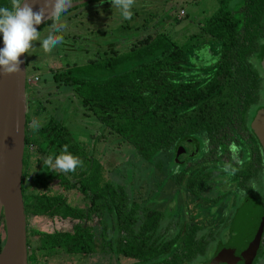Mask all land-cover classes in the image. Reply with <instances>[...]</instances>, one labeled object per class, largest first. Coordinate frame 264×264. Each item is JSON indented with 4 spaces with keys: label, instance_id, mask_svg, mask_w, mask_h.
Listing matches in <instances>:
<instances>
[{
    "label": "trees",
    "instance_id": "trees-1",
    "mask_svg": "<svg viewBox=\"0 0 264 264\" xmlns=\"http://www.w3.org/2000/svg\"><path fill=\"white\" fill-rule=\"evenodd\" d=\"M10 3L11 0H0V7H10ZM244 5L241 18L220 4L215 13L205 19L201 29L216 48L210 50L214 63L205 68H196L186 50L159 32L129 45L124 52H114L103 61H91L65 72L56 71L52 79L58 88L73 91L105 130L132 146L137 156L146 162L170 152L175 143L176 147L187 142L198 147L197 133L211 145L222 139L237 143L247 138L248 133L256 142L250 124L257 111L264 108V104H258L263 73L251 60L256 54L254 59L262 62L264 0H245ZM2 40L0 35V42ZM206 46L209 47V43L202 47ZM195 51L200 53L197 47L192 52ZM127 64L133 66L121 72V67ZM186 75L187 80L183 79ZM31 87L28 84L25 87L21 191L26 216L27 261L41 264L93 252L94 246L86 230H82L81 235L75 232L49 234L35 228L31 222L45 218L57 221L83 218V211L67 205L63 192L79 189L84 194H96L98 165L64 124L65 109L62 114L46 118L37 131L32 130V121H38L45 109L39 99L29 98ZM33 93L31 97L36 95ZM29 107L32 110L37 107L38 112L29 116ZM65 145L68 152L84 162L83 167H77L74 172L53 170L44 164L49 155H60ZM53 184L60 192L53 189ZM122 188L114 185L113 190L112 254L117 262L126 258L137 264H182L199 251L200 246L186 244L188 236L181 228L170 235L173 236L171 241L163 242L169 230L160 225L161 215L134 202L129 204ZM0 227L4 233L3 219ZM4 241L5 234L3 238L0 236V251Z\"/></svg>",
    "mask_w": 264,
    "mask_h": 264
},
{
    "label": "rangeland",
    "instance_id": "rangeland-1",
    "mask_svg": "<svg viewBox=\"0 0 264 264\" xmlns=\"http://www.w3.org/2000/svg\"><path fill=\"white\" fill-rule=\"evenodd\" d=\"M80 1V0H77ZM245 0H135L131 11L133 13L131 19H123L119 9L112 7L110 0H92L86 2L76 8L71 7L62 15L61 23L66 22V27L62 31L55 33L62 36L63 33L73 35L74 33L81 35L82 53L74 51L78 44L73 41V38L63 40L64 42L53 48L50 53H46L40 47V41H33V46L26 52V76L28 78L37 76L39 82L30 89L29 98H37L41 101L42 107L45 109L40 116L38 122L46 120L50 115L62 114L65 109L66 116H63L64 124L72 131L79 141L87 150V153L92 158L100 159L102 165L112 170L114 185L123 187L132 194L137 202L143 203L144 200L151 197H161L162 199L169 198L172 191L170 181H166V174H171L169 170V154L157 155L151 161H143L137 156L132 146L124 142L114 133L105 130L100 123L92 115V112L87 109L77 95L73 91L58 88L52 79L53 72L62 71L66 67L85 66L91 61H96L98 53H94L99 49L100 43L108 40L116 49L121 46V39L124 37L128 40V45L136 44L155 33L162 32L172 42L179 46L182 50H186L188 59L194 58L196 68H205L214 63V57H204V62L198 59L196 62L195 47L209 43L211 51H214L215 43L208 42L201 27L205 19L211 17L219 8L220 4H224L227 10L234 16L242 17L245 12ZM77 3V2H74ZM76 7V6H75ZM73 8V9H72ZM183 11V12H182ZM178 22L175 23L174 21ZM52 24V21H51ZM38 31H41L42 40L50 31L51 27L43 26ZM121 48V47H119ZM122 51L121 49L117 50ZM126 51V50H124ZM191 62L188 65L191 67ZM259 72L264 74V66L259 63ZM133 65L127 64L121 67V72L128 71ZM192 68V67H191ZM183 79H189L186 75ZM36 95L30 96L32 93ZM33 93V94H34ZM264 104V97L258 100V104ZM33 108V107H32ZM35 107L33 110L28 108L29 116L37 113ZM57 110V112H55ZM226 143L230 141H225ZM224 156L225 162H241V151L234 158L229 151ZM189 147V148H188ZM190 151V144L183 143L182 147H176V151L181 150L184 155ZM241 150H245L242 145ZM244 153V152H243ZM177 160V159H176ZM160 161L162 163H160ZM176 163V162H175ZM105 167V168H106ZM231 170V169H229ZM231 172V171H230ZM228 182H225V185ZM258 191H264V171H260L257 179ZM122 188V189H123ZM228 188V187H226ZM53 189L59 191L56 184H53ZM158 190L160 196H155L154 193ZM228 194V193H227ZM70 204L82 205L83 197L76 191L65 193ZM184 196V195H183ZM152 199V198H151ZM190 209L193 211L192 198L185 195ZM159 200V199H158ZM168 201V200H167ZM149 202V201H148ZM154 202V201H152ZM150 203L151 207L157 208L160 211H166L167 207L173 208L174 203L169 199L167 204L155 201L156 204ZM197 204H194L196 206ZM203 205V204H202ZM206 204L203 206L205 207ZM207 207V206H206ZM186 220H190V214L185 216ZM46 223L45 219H36L31 224L41 231H50V227H62L61 224ZM49 228V229H48ZM0 236L3 238L4 233L0 227ZM100 261V262H99ZM106 264L99 257L90 259L77 258L74 256L66 257L65 259L52 260L51 262H41V264ZM120 264H129V262L119 261Z\"/></svg>",
    "mask_w": 264,
    "mask_h": 264
},
{
    "label": "flooded vegetation",
    "instance_id": "flooded-vegetation-1",
    "mask_svg": "<svg viewBox=\"0 0 264 264\" xmlns=\"http://www.w3.org/2000/svg\"><path fill=\"white\" fill-rule=\"evenodd\" d=\"M82 1L84 0H76L75 2L81 3ZM82 4L85 3L76 5V7L73 8L77 10ZM174 22L177 23L178 21L175 20ZM262 23L264 27V13L262 15ZM63 25L66 27V22H64ZM50 26L51 23L48 24V27ZM62 37L63 40L73 38V41L78 44V47L74 51L78 53L83 52V42L80 34L74 33L71 36L68 35V33H63ZM120 42L121 46L119 47L121 48L118 47V49H116L113 44L109 43L108 40L100 43L98 46L100 50L94 52L95 54L98 53L96 61H103L106 57L112 56L114 52H118L117 50L119 49L122 50L120 52H124V50L128 49L129 42L127 38L125 39L122 37ZM202 46H204V44L197 46V48L200 49V53L197 52L198 54L195 55L196 61L201 59V61L204 62L205 56L212 57L209 47L206 46L203 48ZM256 56V54L253 55L251 64L255 68H259L260 64L254 59ZM72 67H66L62 71L65 72ZM99 74L103 76L102 72H99ZM37 82H39V78ZM36 83L31 84V86L33 87ZM259 90V96H261L260 99H262L264 97V74H262L261 87ZM196 135L198 137L199 146L194 148L193 144H191L190 151H187L184 157H177V143L173 145L170 152L164 153V155L169 154L171 156L169 157V170L171 174H166L167 178H165V180L170 181L172 185L169 198L162 199L161 197H151L152 199L148 198L144 200L143 203H140L124 188L127 202L129 204L134 202L144 209H150V211L155 210L161 215L160 225L167 228L166 230H169L168 236L162 239L163 242L171 241L173 236L170 237V235H174L175 230L181 228L188 236L185 238L186 244L200 246L199 251L188 258L189 260L186 263L182 264H215L212 261L217 251L228 245L232 240L231 227L234 220L241 218L245 209H247V207L244 208L245 205H256L261 211L257 213L253 210L256 214V221H259L261 217L263 218V231L256 253L253 255L252 259L243 253H239L235 256L231 255L232 258L230 255H227L222 258L223 260L220 263L226 261L228 264H264V191L259 192L257 184L259 172L261 171L263 173L264 171V155L257 140L254 142L248 133L247 138L237 143L233 141L226 143L222 139L218 144L211 145L209 140H204L202 134L197 133ZM230 143H235L240 147L242 145L246 148L245 150H241L242 159L240 164H237V162L229 163L224 161V156L228 153L227 145ZM160 155H163V153ZM89 156L92 157L91 155ZM93 159L98 165V190L96 194H91L90 192L84 194L79 189L63 192L67 205L83 211V218H67L60 219L59 221L45 218L46 223L50 225V222L55 225H62V227L53 225L50 227L49 232H45L49 234L55 232H75L81 235V231L86 230L89 235L88 239L91 240L94 246L93 252L89 254H76L74 257H84L88 261L99 257L100 260L106 264H120L112 254L114 242L113 173L112 170L107 169L108 167L102 165L100 159ZM160 163L162 162L160 161ZM226 164L231 165L230 169H235L234 174H230L231 170L228 172L223 171ZM225 182H228V184L225 185ZM70 191H76L80 194L84 199V203L82 205L70 204L65 196V193ZM154 193L156 194L155 196H160L157 189ZM183 195L192 198L193 211H188L190 206ZM169 199H172L174 205L172 209L167 207L166 211H160L149 205L152 201H154L152 202L153 204H156L155 201L167 204ZM194 204L197 205L194 206ZM202 204H206L205 207ZM188 213L190 214V220H186L185 218V216H188ZM181 257L185 258L186 256L182 255ZM120 260L124 262L127 261L129 264H137V261L132 259L120 258Z\"/></svg>",
    "mask_w": 264,
    "mask_h": 264
},
{
    "label": "water",
    "instance_id": "water-1",
    "mask_svg": "<svg viewBox=\"0 0 264 264\" xmlns=\"http://www.w3.org/2000/svg\"><path fill=\"white\" fill-rule=\"evenodd\" d=\"M88 1L91 0L81 3ZM81 3H74L72 7ZM39 6L36 4L33 10H38ZM47 22H42L37 30ZM3 46L2 40L0 48ZM25 54L20 57L22 63L18 75L5 76L0 70V222L3 219L5 234L0 251V264H28L26 216L21 191L26 120ZM262 62L264 66V51ZM250 129L264 155V108L257 111ZM180 151L177 152V157L182 154ZM245 207L246 213L240 219L234 220L231 227L232 240L217 251L213 263L228 264L226 261L220 263L222 258L239 253L252 259L256 253L263 231V218L256 221L253 210L259 213L258 206L248 204Z\"/></svg>",
    "mask_w": 264,
    "mask_h": 264
},
{
    "label": "clouds",
    "instance_id": "clouds-1",
    "mask_svg": "<svg viewBox=\"0 0 264 264\" xmlns=\"http://www.w3.org/2000/svg\"><path fill=\"white\" fill-rule=\"evenodd\" d=\"M112 7L119 9L123 19H131V11L135 0H110ZM39 4L38 10H33ZM74 4V0H11L10 7H0V35L3 38V48H0V70L5 76L18 75L21 72L20 57L33 46V41H40V47L46 53L62 44L63 37L55 33L63 30L61 18ZM45 20L52 21V31L43 38L37 26ZM30 127L37 131L40 124L33 120ZM229 151L235 158L241 151L238 145L232 143ZM44 164L53 170L61 172H74L77 167H83L84 162L68 152L67 145L58 156L49 155ZM231 165H225L223 171L228 172ZM231 169L230 174H234Z\"/></svg>",
    "mask_w": 264,
    "mask_h": 264
},
{
    "label": "built area",
    "instance_id": "built-area-1",
    "mask_svg": "<svg viewBox=\"0 0 264 264\" xmlns=\"http://www.w3.org/2000/svg\"><path fill=\"white\" fill-rule=\"evenodd\" d=\"M37 81H38V77L37 76H33V77H30V78L26 77V84H28V85L34 84Z\"/></svg>",
    "mask_w": 264,
    "mask_h": 264
},
{
    "label": "crops",
    "instance_id": "crops-1",
    "mask_svg": "<svg viewBox=\"0 0 264 264\" xmlns=\"http://www.w3.org/2000/svg\"><path fill=\"white\" fill-rule=\"evenodd\" d=\"M64 116H66V115H64Z\"/></svg>",
    "mask_w": 264,
    "mask_h": 264
}]
</instances>
